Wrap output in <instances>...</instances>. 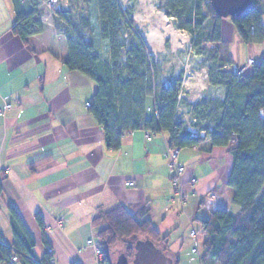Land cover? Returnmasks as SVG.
<instances>
[{"label": "crops", "instance_id": "crops-1", "mask_svg": "<svg viewBox=\"0 0 264 264\" xmlns=\"http://www.w3.org/2000/svg\"><path fill=\"white\" fill-rule=\"evenodd\" d=\"M15 17L12 1L0 0V170L4 171L0 229L4 240L13 242L8 208L12 204L36 239L39 259L50 247L54 264H103L87 242L94 238L99 243L93 220L98 210L123 204L134 214L144 210L167 237L166 249L174 254L165 253L162 243L156 246L173 264H199L193 255L185 261L181 253L194 246L193 225L201 230V220L213 209L236 208L227 185L233 156L224 146L180 148L178 157L185 168L181 200L175 171L169 166L168 133L137 129L124 134L119 150L108 149L104 128L87 106L97 83L65 65L64 35L53 20H46L43 31L25 45L11 30ZM222 26L231 69L238 71L250 58L255 63L264 58V42L246 44L230 18L223 19ZM235 42L237 50L232 46ZM189 92L181 93L190 103L207 96L202 87ZM129 180L135 185H129ZM210 192L216 200L208 206L204 198ZM125 252L119 250L120 256ZM109 256L116 264L113 250ZM133 257L129 256L130 263ZM204 263L219 264L210 256Z\"/></svg>", "mask_w": 264, "mask_h": 264}, {"label": "trees", "instance_id": "trees-1", "mask_svg": "<svg viewBox=\"0 0 264 264\" xmlns=\"http://www.w3.org/2000/svg\"><path fill=\"white\" fill-rule=\"evenodd\" d=\"M11 1L16 14L11 30L27 45L34 34L43 31L45 0ZM250 4L245 12L229 18L246 44L264 42V0ZM162 7L175 18L177 28L189 32L196 53H210L214 65L209 67V87L222 89V96L209 95L190 103L181 97L183 71L163 81L140 30L126 31L127 22L135 24V19L131 10L122 8L121 0H96L98 32L107 47V57L97 51L89 15L79 18L77 24L72 21L71 5L54 9L59 20L68 25L65 32L59 31L68 50L64 63L97 83L89 107L104 128L108 149L119 150L124 134L137 129L167 132L174 147L203 144L207 150L227 148L233 156L227 185L237 209H213L201 220L202 263L210 256L219 264H264V58L242 73L225 69L231 60L219 48L224 39V18L210 0H165ZM209 43L216 46L210 48ZM181 107L187 109L198 133L184 125ZM40 162H33V167ZM3 177L0 170V193ZM8 208L13 242H6L0 229V264H52L49 252L42 259L37 257L32 232L17 209L12 204ZM93 225L98 228L106 264H112L109 255L118 242L126 245L125 255L132 258L139 236L162 243L167 250V237L159 233L144 210L134 214L125 205L116 204L98 210ZM13 256H17L16 261Z\"/></svg>", "mask_w": 264, "mask_h": 264}, {"label": "rangeland", "instance_id": "rangeland-1", "mask_svg": "<svg viewBox=\"0 0 264 264\" xmlns=\"http://www.w3.org/2000/svg\"><path fill=\"white\" fill-rule=\"evenodd\" d=\"M68 1H69V5H71V8L73 9L72 21L78 24L77 21L79 20V18H81L82 16L86 17L87 15L90 16L91 21H93V32H94L93 38H94V42L97 43V51L101 53L104 57H107V53H106L107 47L101 42V37L98 32V22L99 21H98V11L96 10V0H89V1L68 0ZM152 3L154 5V7H152L153 12H152V17H151L153 20V24L157 25L159 23L158 21L161 19L162 14H165L166 18H168V20L173 24L174 28L180 31V33L183 35V41L178 42L170 35L169 36L165 35L164 36L165 39H163L164 42L162 43V45L158 47L157 49H151L147 43V40H145L144 38V32L149 31V24H146V23L141 24L140 21L136 19V14H140L144 10L141 8L140 0H121L122 8L126 11L131 10L133 14V19H135V24L130 25L127 22L126 31L130 33V31H134V28H137L138 30H140L143 36V39L146 41L148 51L150 52L151 55L153 54L155 56L156 64L161 69L162 80L168 81L170 79L178 77L180 73L183 71L184 74L182 77V82H183L182 92H185V93L187 92L188 94H190L189 90L195 87L196 88L202 87V88H205L207 91L206 97H208L209 95L215 96V97L222 96L224 94V91L222 89L217 88V87H209L210 86L209 81H208L209 67L214 65V59L210 57L211 56L210 53L207 52L206 54L201 55L195 52V50L192 47V38L189 32H187L186 30L182 31L179 28H177L175 25V18L169 16L166 13V11L163 9L162 5L165 3V0H152ZM226 18H229V17H226ZM46 20L48 21L53 20V23L56 25L57 29L61 32H65V30L67 29V26H68L67 22L59 20V18L54 12V9H51L49 7L43 8V21H46ZM162 31L165 32L164 30ZM86 36H89V34L87 33ZM207 46L211 48L216 45L209 43ZM232 46L233 47L235 46L237 50L238 47H237L236 42ZM219 48H220L221 54L227 58V55H225V52L227 51L226 43L220 44ZM241 56H243V54H241ZM225 69L232 70L231 65L229 64L226 65ZM183 109H185V107ZM184 113H185V116H184ZM186 113L187 112L185 110H182L181 116L182 118H186V121H185L186 124L184 125L188 127L189 126L188 121L190 120V116H186ZM143 239H145L143 236H139L138 238H136V242L139 240H143ZM200 240H201V247H200L199 253L202 254L203 253V239H202L201 231H200ZM189 246L190 245H188V247H185L181 253L182 256L186 258L184 260L185 261H188V259L190 260L192 255L195 257V259L199 260L200 259L199 254L192 253L193 248L190 249ZM112 250L115 252V254L118 257V259L115 260L117 264L119 258L121 257L119 250H123V251L126 250V245L123 242H118V244ZM164 251L168 255L174 254L173 250L172 251L164 250ZM203 256H204V253L202 254V259H203ZM199 264H205V263H201L199 261Z\"/></svg>", "mask_w": 264, "mask_h": 264}, {"label": "built area", "instance_id": "built-area-1", "mask_svg": "<svg viewBox=\"0 0 264 264\" xmlns=\"http://www.w3.org/2000/svg\"><path fill=\"white\" fill-rule=\"evenodd\" d=\"M43 5H45V7L51 8V9L62 10L65 7L69 6V1L68 0H45ZM253 62H254V59L250 58L248 64L246 66H243L241 69H239V72L240 73L244 72L247 69V67H249V65H251ZM181 97H182V95H181ZM90 103L87 104L88 107L90 106ZM149 109L151 110V108H149ZM180 109H182V107ZM188 124H189V126H188L189 129H191L194 133H198V129L190 123V120L188 121ZM148 132H150V131H148ZM179 151H180L179 147H174V146L170 145V143H169V149H168L169 166L171 168H173L175 171L176 184H178V189H179L178 193H179L181 200H184L185 193H184V190L182 189V186H181V184H182L181 176L185 172V168H184L183 163L180 161V159L178 157ZM192 181L195 182L196 178H193ZM128 184L133 186V185H135V182L132 180H129ZM204 199H205V203L208 206L213 205V203L216 200V194L214 192L208 193ZM191 236L195 242L193 249H192V253L199 254V258H200L199 261L202 263V254L203 253L202 254L199 253L200 247H201L200 231H198V229L194 225H193L192 230H191ZM87 242L89 245H92L96 248V257H98V259L103 264H106L104 262L105 257L103 255V250H102V247H100L99 243L97 241L95 242L94 238H89ZM48 252L53 256L54 249L49 247ZM12 260L16 261L17 256H13ZM51 262H52V264H54L55 259L51 258Z\"/></svg>", "mask_w": 264, "mask_h": 264}, {"label": "water", "instance_id": "water-1", "mask_svg": "<svg viewBox=\"0 0 264 264\" xmlns=\"http://www.w3.org/2000/svg\"><path fill=\"white\" fill-rule=\"evenodd\" d=\"M252 0H210L219 16L223 18L240 15L251 5ZM130 263L126 255H121L117 264H173L162 249L152 240H139L135 244V253Z\"/></svg>", "mask_w": 264, "mask_h": 264}, {"label": "bare ground", "instance_id": "bare-ground-1", "mask_svg": "<svg viewBox=\"0 0 264 264\" xmlns=\"http://www.w3.org/2000/svg\"><path fill=\"white\" fill-rule=\"evenodd\" d=\"M140 2L141 8L144 10L142 13L136 14V19H138L141 24H149V31L144 32V38L145 40H147V43L151 49H157L158 47H160L164 42L163 39H165V35H170L178 42L183 41V35L180 33V31L174 28L173 24L168 20V18H166L165 14H162L161 19L158 21L159 23L157 22V25L153 24V20L151 17L153 12L152 7H154V5L152 3V0H140ZM162 30H164L165 32H163Z\"/></svg>", "mask_w": 264, "mask_h": 264}]
</instances>
